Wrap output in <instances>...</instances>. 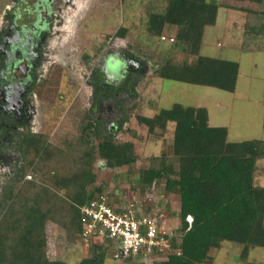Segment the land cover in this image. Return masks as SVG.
Returning <instances> with one entry per match:
<instances>
[{"label":"trees","instance_id":"trees-1","mask_svg":"<svg viewBox=\"0 0 264 264\" xmlns=\"http://www.w3.org/2000/svg\"><path fill=\"white\" fill-rule=\"evenodd\" d=\"M156 1L165 2L166 8L149 15L148 34L166 41V31L174 28L170 43L183 44L192 59L175 64L167 58L152 75L234 93L240 65L202 56L204 32L216 25L220 8H227L257 16L260 24L250 27L264 37V0ZM127 32L120 27L116 36L124 39ZM129 76L128 98L112 96L116 123L106 126L95 116L93 106L85 113L76 112L79 134H67L62 146L32 130L17 129L6 143L0 140V154L10 158L12 154L14 161L9 162V172L0 173V264H67L49 258V226H57L69 243L82 240L86 218L82 208L104 194L113 200L108 201L113 206L127 198L117 186L121 173H115L112 189H104L98 184L95 168L102 161L101 168L128 173L140 161L133 142H118L134 117L139 89L148 78L144 74ZM135 120L153 139L163 138L169 124H174L171 156L164 151L153 157V164L140 169L138 175L142 193L164 181L165 191L179 199V211L171 216L178 219L170 238L173 252L160 264H206L224 242L241 246L240 257L245 262L252 250L264 249V187L254 181L257 164L264 160V141L229 142L227 129L209 126L206 109L181 104ZM29 173L35 179L26 180ZM108 250L106 243L93 245L79 264H104Z\"/></svg>","mask_w":264,"mask_h":264},{"label":"rangeland","instance_id":"rangeland-1","mask_svg":"<svg viewBox=\"0 0 264 264\" xmlns=\"http://www.w3.org/2000/svg\"><path fill=\"white\" fill-rule=\"evenodd\" d=\"M23 1L21 4L20 0H0V30L4 31L9 26L6 14L10 10L13 12V6L21 4L20 7L26 9L28 5L32 12L37 8L33 0ZM46 1V6H49V0ZM209 1L223 2V0ZM53 3L54 14H52L55 19L47 17L49 22L54 23L53 36L46 47V61L41 75L34 81L36 89L34 95L39 103L36 106L38 113L32 123V129L49 136L53 145L62 146L67 134L70 137L79 134L76 112L79 110L85 113L95 106L97 101L102 100L100 89L104 80H112V86L109 87L107 100L100 102L101 108L99 112L98 109L95 111V116L97 119H104L105 124L114 123L118 115L112 107V96L118 99L128 98L127 77H130L129 75L133 77L135 74L146 75L148 78L139 89L134 117L127 124L125 132L118 136L119 143L133 142L137 146L141 155L137 167L128 173L119 170L109 171L105 168L101 170L100 167L104 162L98 161L95 172L98 184L104 189H112L115 173H121L122 178L120 177L117 185L120 192H124L129 199L132 195V200L138 198L144 201L147 196L152 197L165 212L163 222L166 232L172 231L178 224V219L171 217L179 211L178 200L171 194L165 193L162 184H158L150 194L142 193L138 187L140 185L138 175L140 169L153 164L151 161L153 157L160 156L164 151L171 156L174 124L170 123L163 138L153 139L147 136L145 128L138 125L135 117H152L160 110L169 109L174 104L186 107L202 106L209 111L212 122L216 119L224 121L229 118L230 131H233L232 136L238 137L235 139L237 141L245 140L247 133L251 137L264 136L262 120H260L263 118H260L262 104L258 103L264 100V51H261L264 50V37L256 35L254 29L250 27V24L259 25V18L245 15L241 11L220 8L221 17L217 19L216 26L206 28L207 32L209 30V36L205 34V45H202L201 54L221 60H238L244 74L239 87L241 93L246 95L239 94L241 96L239 106L245 108H235L230 113L227 109L218 106V100L230 102L231 96L227 92L167 81L152 75V70L167 58H171L175 64L192 59L177 40L175 43H170V39L175 38L174 28L166 31L164 35L166 41L148 34L149 15L163 13L166 8L165 2L69 0L60 3L57 0ZM36 13L39 19L43 18L39 16L41 15L39 8ZM224 13L227 15L225 16ZM120 27L128 30L124 39L116 36ZM230 44L239 48L234 49ZM108 56L109 59H106ZM251 122H253V125L250 124L252 128L248 130L247 125ZM239 131H245V134L241 135ZM10 156L11 158L7 159L0 158V173H7L11 169L8 168L9 162L13 164L14 161H12L13 155ZM262 165L264 160L258 162L255 173V184L259 186H264V172L260 168ZM28 176L35 179L32 173ZM145 210L150 211V205H147ZM48 243L51 261L62 260L67 264H79L87 256L88 248L81 239H76L73 243L67 242L64 233L55 225L48 228ZM241 249L242 247L237 244L224 242L220 249L210 254V261L206 264H264V249L252 250L246 262L240 257ZM113 256V251L108 250L104 264H160L167 261L164 256L158 260H149L147 263L138 259L124 262L114 259Z\"/></svg>","mask_w":264,"mask_h":264},{"label":"flooded vegetation","instance_id":"flooded-vegetation-1","mask_svg":"<svg viewBox=\"0 0 264 264\" xmlns=\"http://www.w3.org/2000/svg\"><path fill=\"white\" fill-rule=\"evenodd\" d=\"M20 1L21 4L24 2ZM33 1L37 7L34 12L36 13L39 8L41 11L39 16L43 18L39 19L37 13L35 17L30 6L27 5V8L23 9L20 7L21 4H17L13 6V12L12 10L7 11L6 18L10 23L9 28L6 27L4 31L0 30V140L4 143L17 129L34 131L32 123L37 118L36 106L39 101L34 95V90H36L34 81L41 75L46 61V47L50 44L54 31V23L49 22L47 17L55 19L52 5L57 0H49V6H46V0ZM63 1L69 2V0H58L60 3ZM104 81L100 89L102 100L95 103L96 98L94 99V108L98 109V112L102 103L107 100L109 87L112 86V80ZM8 157L0 154V158L7 159Z\"/></svg>","mask_w":264,"mask_h":264},{"label":"built area","instance_id":"built-area-1","mask_svg":"<svg viewBox=\"0 0 264 264\" xmlns=\"http://www.w3.org/2000/svg\"><path fill=\"white\" fill-rule=\"evenodd\" d=\"M170 42H173V39H170ZM27 178L31 180L32 176ZM154 189L153 185L150 192ZM132 198H123L124 201L119 206H113L108 204V201L112 203L113 200L104 194L100 199L82 208L86 217L81 235L83 244L89 250L93 245L106 243L108 249L113 251L114 259L124 262L138 259L147 263L164 256L167 260L173 252L170 238L174 234L173 231L166 232L164 228L165 212L150 196L144 201ZM147 205H150L148 212L145 210ZM187 221L192 223L190 217Z\"/></svg>","mask_w":264,"mask_h":264},{"label":"crops","instance_id":"crops-1","mask_svg":"<svg viewBox=\"0 0 264 264\" xmlns=\"http://www.w3.org/2000/svg\"><path fill=\"white\" fill-rule=\"evenodd\" d=\"M226 10H228V11H232V10H229V9H226ZM220 12V11H219ZM225 14V16L227 15L226 13H224ZM219 16V15H218ZM220 17H221V15L219 16V18H218V20L220 19ZM216 26V25H215ZM215 26H213V27H215ZM205 34L207 35V36H209V30H208V32L205 30V32H204V37H203V45H205V38H206V36H205ZM175 43V42H174ZM182 45V48L184 49V45L183 44H181ZM230 47H232V48H234V49H238L239 47H237L236 45H234V44H230ZM262 52L264 51V50H261ZM251 52H253V51H251ZM202 55V54H201ZM203 56V55H202ZM204 57H207V56H205L204 55ZM211 58V57H210ZM136 62H137V60L136 59H134ZM130 61H132L131 59H130ZM227 61H231V60H227ZM238 61V60H237ZM237 61H232V62H237ZM138 63V62H137ZM237 63H239V62H237ZM240 65V64H239ZM244 77V74H243V72H242V69H241V66H240V74H239V79H238V83H237V88H236V90H235V92L234 93H229L230 94V96H231V99H230V102H223L222 100H218L219 101V103H218V106L219 107H222V108H225V109H227L228 111H230V113L231 112H233L234 110H235V108H245V107H243V106H239V101L241 102V100H240V98H241V96L240 95H246V94H244V93H241V91H240V87H239V83H240V80L241 79H244L243 78ZM206 88H208V87H206ZM250 88V87H249ZM214 89V88H213ZM221 91V90H220ZM224 92V91H223ZM240 94V95H239ZM246 98V97H245ZM246 99H248V98H246ZM262 102H258V103H260V104H262V108H261V111H262V113H260L261 115H260V118H262V119H260V120H262V132H264V100H261ZM237 103H238V106H237ZM197 108H204V109H206L205 107H202V106H197ZM230 109V110H229ZM206 111H207V113H208V122H209V126L210 127H215V128H225V129H227V140L229 141V142H243V141H249V140H254V139H258V140H262V141H264V136H250L249 135V133H247L246 134V136H245V140H242V141H237V140H235L236 138H238V137H234V136H232V133H233V131L231 132L230 131V128H231V122H230V120H229V118H227V120H224V121H222V120H220V119H216L215 120V122H212L211 121V119H210V115H209V111L206 109ZM230 117V116H229ZM261 122V121H260ZM250 124H252L253 125V122H251V123H249L248 125H247V129L249 130L250 128H252V126H250ZM170 125V124H169ZM244 130V129H243ZM237 132H238V130H237ZM174 133V132H173ZM239 133L241 134V135H244L245 134V131H239ZM264 134V133H263ZM262 138V139H261ZM239 139H241V138H239ZM157 157V156H156ZM262 161V160H261ZM101 168V167H100ZM260 168H262V172H264V165H262ZM101 170H104L103 168H101ZM107 170V169H106ZM256 171H257V168H256ZM256 173V172H255ZM260 178H261V176H260ZM256 180V178H254V181ZM162 187L164 188L165 187V182L163 181L162 183ZM256 185V184H255ZM155 187H156V185H154ZM257 186H259V185H257ZM260 187H264V186H260ZM150 192V191H149ZM148 192V193H149ZM165 193H166V191H165ZM168 194V193H167ZM173 196V195H172ZM175 199H177L178 200V206H179V199H178V197H176V196H173ZM145 209H146V206H145ZM86 255L88 256L89 255V250H87L86 251ZM86 256V257H87ZM86 257H84V258H86ZM248 263V262H247Z\"/></svg>","mask_w":264,"mask_h":264}]
</instances>
